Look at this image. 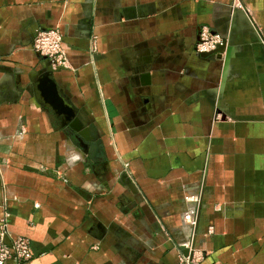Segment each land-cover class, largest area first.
Listing matches in <instances>:
<instances>
[{"label": "crops", "instance_id": "crops-1", "mask_svg": "<svg viewBox=\"0 0 264 264\" xmlns=\"http://www.w3.org/2000/svg\"><path fill=\"white\" fill-rule=\"evenodd\" d=\"M239 1L0 0V221L28 240L19 264H264V0ZM199 25L228 50L196 54ZM51 28L94 160L37 89L33 35Z\"/></svg>", "mask_w": 264, "mask_h": 264}, {"label": "built area", "instance_id": "built-area-1", "mask_svg": "<svg viewBox=\"0 0 264 264\" xmlns=\"http://www.w3.org/2000/svg\"><path fill=\"white\" fill-rule=\"evenodd\" d=\"M236 6H241L239 0H235ZM225 44V38L216 31H213L206 25H199L196 29V41L194 44V51L196 54L202 56L210 54L218 48V46ZM32 50L35 55L47 61V65L52 71H57L67 67V56L62 47V35L59 29H41L36 30L33 35ZM225 50H223L224 52ZM222 52V53H223ZM221 53V54H222ZM192 212H187L184 215L185 220L191 224L194 223ZM8 234L7 226L4 220L0 221V264L12 260L15 264L26 261L31 257L28 240L24 237L13 236L9 241H5ZM191 261L190 255L183 256L182 264H189Z\"/></svg>", "mask_w": 264, "mask_h": 264}, {"label": "water", "instance_id": "water-1", "mask_svg": "<svg viewBox=\"0 0 264 264\" xmlns=\"http://www.w3.org/2000/svg\"><path fill=\"white\" fill-rule=\"evenodd\" d=\"M223 50H228L225 44L218 46V48L212 53L215 54L214 56H220ZM208 55H211V53L204 54L202 56ZM51 73L52 70L48 65L45 66L43 71H41V77L37 85L40 97L45 104L51 108L54 114L62 117L63 124L67 125L75 132V139L77 140L78 146L82 152L87 154L88 158L94 160L96 153L99 150V141L96 140L89 144L92 139L88 137L86 130H84L79 123L73 107L60 94L54 80L52 79ZM182 253L184 256H188L189 250L184 249Z\"/></svg>", "mask_w": 264, "mask_h": 264}, {"label": "rangeland", "instance_id": "rangeland-1", "mask_svg": "<svg viewBox=\"0 0 264 264\" xmlns=\"http://www.w3.org/2000/svg\"><path fill=\"white\" fill-rule=\"evenodd\" d=\"M234 1L235 0H232L233 6H235L236 8H240L241 6H236Z\"/></svg>", "mask_w": 264, "mask_h": 264}]
</instances>
